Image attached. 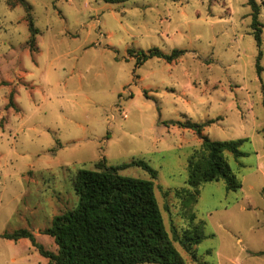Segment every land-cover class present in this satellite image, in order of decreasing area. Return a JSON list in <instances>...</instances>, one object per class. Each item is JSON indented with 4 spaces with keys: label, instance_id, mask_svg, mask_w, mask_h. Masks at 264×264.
<instances>
[{
    "label": "rangeland",
    "instance_id": "rangeland-1",
    "mask_svg": "<svg viewBox=\"0 0 264 264\" xmlns=\"http://www.w3.org/2000/svg\"><path fill=\"white\" fill-rule=\"evenodd\" d=\"M254 1L259 48L248 0H0V236L25 229L55 253L41 232L77 205L76 172L142 161L155 178L117 173L152 182L168 237L191 214L204 223L197 262L172 242L183 264H264V0ZM152 48L184 54L136 64ZM210 120L200 135L171 124ZM202 136L247 140L242 157L225 153L240 189L188 187ZM182 189L197 195L189 207ZM46 263L27 239L0 237V264Z\"/></svg>",
    "mask_w": 264,
    "mask_h": 264
},
{
    "label": "trees",
    "instance_id": "trees-1",
    "mask_svg": "<svg viewBox=\"0 0 264 264\" xmlns=\"http://www.w3.org/2000/svg\"><path fill=\"white\" fill-rule=\"evenodd\" d=\"M106 4H120L128 0H101ZM251 9V34L259 48L262 25L257 20L259 6L248 0ZM28 9V7H26ZM28 30L30 41L36 34L30 16ZM184 54L172 50L163 54L152 48L146 53L136 54V64L152 58L172 63ZM131 55V54H130ZM256 57L257 73H260ZM205 123L172 122L179 128L201 134ZM200 146L195 150L187 165V185L191 189L212 181H222L226 191H237L241 182L232 173L225 153L238 159L243 156L239 148L246 139L234 141H211L202 136ZM105 160L98 162L97 170L79 169L73 180V189L78 197L73 210L66 211L51 221L41 233L53 239L56 252H48L36 241L32 233L20 229L4 233L0 237L9 241L27 239L37 253L47 260L46 264H183V260L172 242H176L194 262H197L194 248L207 238L202 221L194 222V215L188 217L189 224L181 233L173 232V239L165 231L151 181L120 176L117 172L128 167H138L151 178L156 171L142 161H131L119 166H105ZM184 206L196 202V193L189 189L176 191ZM263 256L264 252L257 253Z\"/></svg>",
    "mask_w": 264,
    "mask_h": 264
}]
</instances>
